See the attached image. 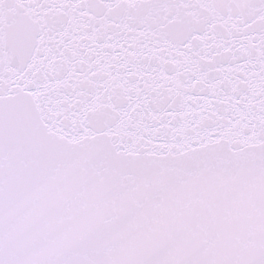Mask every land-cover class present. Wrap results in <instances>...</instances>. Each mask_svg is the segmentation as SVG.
I'll return each mask as SVG.
<instances>
[{
  "label": "snow or ice",
  "instance_id": "1",
  "mask_svg": "<svg viewBox=\"0 0 264 264\" xmlns=\"http://www.w3.org/2000/svg\"><path fill=\"white\" fill-rule=\"evenodd\" d=\"M0 264H264V0H0Z\"/></svg>",
  "mask_w": 264,
  "mask_h": 264
}]
</instances>
